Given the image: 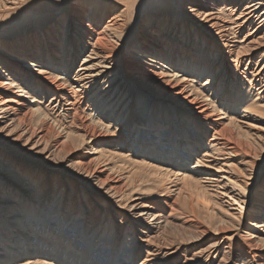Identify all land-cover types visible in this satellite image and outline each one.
Here are the masks:
<instances>
[{"label":"bare ground","instance_id":"1","mask_svg":"<svg viewBox=\"0 0 264 264\" xmlns=\"http://www.w3.org/2000/svg\"><path fill=\"white\" fill-rule=\"evenodd\" d=\"M0 50L11 57V61L0 57V69L12 85L0 79V159L12 163L15 171L0 170L4 184L0 204L8 202L0 207V232L9 234L0 239L2 255L6 250L0 256L2 264L44 248L60 250L59 256L67 254L66 261L73 264H115L114 257L95 259L90 249L75 256L70 242L45 227L44 209L58 203L62 210L57 216L66 215L65 224L76 211H87L86 235L93 240L94 231H101L108 251L118 223L117 243L123 245L125 261V250H138L132 255L134 264H197L200 259L202 264H219L223 255L233 256L235 264H264V255L250 245L235 247L224 239L226 235L221 239L228 231L225 224L208 217L207 197L184 179L196 180L192 170L183 178L184 186L194 189L186 198L136 201L124 213H112V206L119 204L127 186L95 169L96 162L71 165L75 167L65 175V186L46 180L51 170L69 171L73 146L92 141L95 150L108 149L98 150L106 155L126 145L124 130L111 126L108 130L100 124L104 119L125 124L130 134L139 137L135 145L127 146L130 150L140 146L141 161L159 153L181 168L186 155L197 152L203 141L216 147L220 143L221 149L237 156L256 157L255 148L217 121L209 110L214 103L200 101L191 94L190 85L203 79L199 88H207L215 101L264 117V0H0ZM125 54L163 68L156 71L126 62ZM25 65L35 66L37 72H29ZM22 93L38 95L39 103H28ZM139 102L148 109L136 114ZM33 123L43 126L35 130ZM138 129L146 131L138 133ZM13 156L28 163L17 165ZM58 157L61 160L55 162ZM150 167L139 168L138 176L147 191L157 193L164 178L147 177L160 170L154 167L147 172ZM75 182L82 183V190L88 188L87 197L75 194ZM4 193L16 201L6 200ZM260 202L255 212L264 216V199ZM186 213L209 219L215 231L211 235L201 223L190 226L188 235L197 239L190 243V252V245L184 247L189 240L174 238L173 243L164 234L175 217L185 218L183 225L192 223ZM18 226L26 229L21 235Z\"/></svg>","mask_w":264,"mask_h":264},{"label":"rangeland","instance_id":"2","mask_svg":"<svg viewBox=\"0 0 264 264\" xmlns=\"http://www.w3.org/2000/svg\"><path fill=\"white\" fill-rule=\"evenodd\" d=\"M125 50L126 49H124V51ZM1 52L2 51L0 50V57L4 56V59L11 61L10 56L7 57V55L5 56ZM124 61L137 62L156 71H159L163 68L162 65H155L154 63L148 61L147 58H139L131 56L130 54H125ZM14 62L19 63L20 60H15ZM25 67L29 72H37V68L35 66L28 67L27 65H25ZM2 71L4 74H1L0 69V79H2V81H4L7 86L12 87V85L9 83L10 81L7 80V78L9 77H7L5 70L3 69ZM203 82L204 80L202 79L199 84L198 81L192 83V85H190L191 94L197 96L200 101H211L212 103H214V105H212L216 108H212L213 106H210L209 110H211L212 114L216 118H218L217 121H221L223 123L222 127L225 128V130L227 129L233 132L234 135H236V137H238L240 142H242L243 144H248L255 148L257 152L256 157L264 156V117H261L254 113H250L247 110H239V108L236 109L233 106L227 104L225 105L223 102L220 103V100L215 101V97L208 93L207 88H199L203 84ZM186 90L189 91V89ZM21 95L22 98L28 101V103H39L38 95H35L33 93H30L28 96L24 93H22ZM28 97H33V99ZM145 109H148V107L145 104L139 102L134 111L136 114H141L145 112ZM35 124L36 123H33L34 126ZM100 124L108 126V130L110 126L118 127L119 129L124 130L122 135L125 138L126 145L116 147L114 148V150H109V154H113L110 156H108L109 154H106V156L105 154L99 153L98 150H101V148L104 147H99L98 150H95L96 143H93L92 141L88 143L85 142V144L81 145L79 148L73 146L71 148V155L69 156L70 162L68 164L69 167L67 169L69 171H65V173H62V169L51 170L49 172L50 174L48 173V176L46 177V180L48 182L51 181L53 185L60 184L62 186H65V175L69 173L70 170H72L71 168L75 167H71V165H76L75 163L80 162L87 163V161L88 163L96 162L97 164L95 163L96 165L94 166L96 167L95 169H100L104 171L106 173L105 175L108 174L112 178L121 181L127 186L123 191V195L120 196L121 199L119 198V204H114L115 207L112 206V213H114V211L124 213L127 211L125 210L126 206L136 201L157 203L159 200H169L172 198L174 199L178 195L182 198H186L187 195H190V191L193 192L194 189L189 188V190L187 186H184L183 178L184 175H189L188 173L192 170L196 174V180L192 181L190 179H184L191 182V184L196 188V190L194 191H199L207 197V200H205L204 203L207 205L208 217L213 216L216 222L219 221L225 224V228L228 229V231L222 234L221 239L222 237H224V235H226L224 239H228V237L231 236L232 239H228V241L232 244L231 246L239 247L242 244L250 245L251 248H255V253H260L261 255H264V216L258 215V213L260 214L261 211H258V213L257 211L255 212V210H258L257 207L259 206L258 204L261 203L260 201L264 199V160H256L254 159L255 156L253 155L250 156L251 158H246L242 155L237 156L235 154H231L225 151L223 148L221 149L220 143L216 147V145L214 146L210 144L209 146L208 144H206V141H203L201 146L196 147L199 148L197 149V152L195 151L191 155H186L187 162L181 168L177 165L169 164L167 162V159H163V156L159 153H152L150 154V156H144L145 158L141 161L142 155L140 154V146L139 149L130 150L128 148V146L133 145L136 140L138 141L139 137L130 134L129 130L127 129L128 127L126 128L125 124L118 122L110 123L108 119L100 120ZM162 124L164 127H168L167 122ZM42 126L43 125H37L33 128L36 130L40 129ZM197 127L198 130L201 129V126L198 124ZM137 131L138 133H145L146 130L138 129ZM59 133L61 134L60 136L62 137V140H64V133ZM150 138L151 136H148L147 139L149 140ZM124 146L127 148H125ZM153 146L155 145L151 144V147ZM159 147L163 149V146L159 145ZM135 148H138V146H135ZM102 150L105 152L108 149L104 148ZM75 156L81 157L83 159H76L74 158ZM13 158L16 160L17 165L22 162L28 163L24 159H18L16 156H13ZM92 159H94V161ZM60 160L61 157H58L55 162H58ZM196 161H198L199 163L197 164ZM55 162L54 165H56ZM61 165L64 164L61 163ZM145 165L153 167L152 169H148L147 172H150L151 170L156 168L160 169L158 171L159 173H146L147 177L156 178L157 176H159L164 178V183L162 184L163 186L158 187L157 190H155L157 193L147 191L145 189L146 186L144 184L142 185L144 180L140 176H138V173L140 172L139 168H142ZM12 168H14L12 163L5 164V162H2L0 159V170H7L14 174L15 171H11L13 170ZM240 172H244L247 177H252V180H246L244 176L240 175ZM163 174H167V176L165 177L163 176ZM232 180H235L237 184H240L242 187H245V192H241L235 184H232ZM81 184V182H75L74 185H76L77 187V192H75V194H78V196L87 197V195H89L88 188L86 187L85 190H82L84 189V187ZM146 185H149V183H147ZM2 186H4V184L0 182V187L3 190ZM52 192L53 191L51 190L48 202L51 201ZM225 193L227 194L225 195ZM4 196L6 197V200H10L13 202L16 201L15 198L9 199V196L7 194H5ZM58 204H54L53 206L47 204V208L44 209L45 212L42 216V220H46L43 224H45L46 228L50 227L52 231L57 234H60L61 237L59 238H64L61 240H64L67 243L70 242L71 244L69 248L72 247L77 251L75 253V256H78L79 253L86 252V249H90L93 256H95V259H97L98 257H108V259L112 261V258L114 257V259H116L115 264H134L132 255L136 254L138 250L137 248H132V250L130 249L131 251L129 249L125 250L128 255V261H125V258L121 254L123 245H119L120 242L117 243V233L120 228L118 223H115V225L118 227H116L115 237L110 240V243H112V248L110 251H108V240L103 239L101 231H99V234L98 229L94 231L92 235L94 237L97 236L95 239H93L94 241L90 240L91 236H88V234L86 235V230L90 227V223L85 225L87 211L85 213H78L76 211L73 216L68 218L69 222L65 224V221L67 220L66 215L64 216V218H62L61 216H57L58 213L61 214L62 210H58ZM7 205L8 202L1 203L0 207L5 208L7 207ZM221 209H224V211H221ZM76 213H78V216ZM186 215L192 218V223L190 222L189 224L183 225V220H185V218L181 216L175 217L171 220L172 227H168L164 234L166 236V240H171L173 243L176 242L174 238H176L177 240H182L184 242L189 240L184 247L190 245L188 247V251L190 252L193 251V244L191 245L190 243L193 241L197 243L196 238L192 239V237L188 235V232H192L189 230H193V228L190 226L195 225L194 223H201L204 225V227H206L205 229L211 235H213L215 231L213 228H210L209 219H204V217L201 216L190 215L188 213H186ZM56 219L59 220H57L56 222ZM60 219H62V221ZM70 220H73V222H70ZM180 226L181 229L186 230L185 233L180 232ZM23 230H26L25 227H16L17 235H21V233H23ZM6 232V230L0 232V239H6V237H8L9 234H7ZM127 235V233L123 234V236ZM122 241L123 238L121 242ZM2 242L4 241L0 240V245H4V243ZM116 245L118 246L117 251H115ZM140 247L141 246L139 245V249ZM28 249L31 250V248ZM247 251L250 252L251 249H247ZM5 252L6 250H4V254L2 255L3 249L0 248V256L4 257ZM60 253V250L44 248L41 250L40 253L32 252L31 254L23 258H15L10 263L8 262L6 264H73V262H70L69 260L66 261L67 254L59 256ZM129 254H131V256ZM230 258L232 260H230ZM24 260L28 262L24 263ZM103 260L100 259L102 263ZM201 260L202 259L199 260L200 264L203 263V261L201 262ZM217 261L219 262V264H235L234 257L228 255H223L222 257L217 259ZM2 263L3 262L0 260V264ZM190 264L196 263L190 262ZM208 264L213 263L209 262Z\"/></svg>","mask_w":264,"mask_h":264},{"label":"snow or ice","instance_id":"3","mask_svg":"<svg viewBox=\"0 0 264 264\" xmlns=\"http://www.w3.org/2000/svg\"><path fill=\"white\" fill-rule=\"evenodd\" d=\"M53 83H55V81H53ZM0 131H3V129H0ZM9 135H11V133H9ZM254 159H256V160H264V156H257ZM240 175L241 176H244L245 179L248 180V181H251L252 180V177H247L244 172H240ZM186 179H191V177H186ZM231 183L232 184H235L236 187L239 188L241 192H245V187H242L240 184H237V182L235 180H232ZM101 187H103V185H101ZM226 194L227 193H225V195ZM221 211H224V209H221ZM229 215H230V213H229ZM228 239H232V237L229 236Z\"/></svg>","mask_w":264,"mask_h":264}]
</instances>
